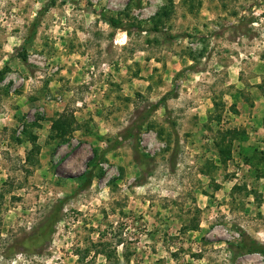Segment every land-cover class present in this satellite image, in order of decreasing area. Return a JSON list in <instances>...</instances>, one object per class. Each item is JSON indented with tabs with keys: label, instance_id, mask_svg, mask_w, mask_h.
<instances>
[{
	"label": "rangeland",
	"instance_id": "obj_1",
	"mask_svg": "<svg viewBox=\"0 0 264 264\" xmlns=\"http://www.w3.org/2000/svg\"><path fill=\"white\" fill-rule=\"evenodd\" d=\"M0 264H264V0H0Z\"/></svg>",
	"mask_w": 264,
	"mask_h": 264
},
{
	"label": "trees",
	"instance_id": "obj_2",
	"mask_svg": "<svg viewBox=\"0 0 264 264\" xmlns=\"http://www.w3.org/2000/svg\"><path fill=\"white\" fill-rule=\"evenodd\" d=\"M109 25H111L112 27H117L120 23L116 20L113 19H109L108 20Z\"/></svg>",
	"mask_w": 264,
	"mask_h": 264
}]
</instances>
